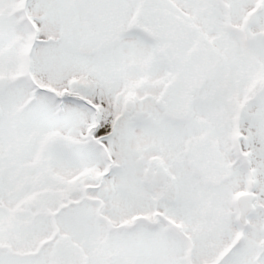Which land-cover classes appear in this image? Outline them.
<instances>
[{
  "label": "snow or ice",
  "instance_id": "obj_1",
  "mask_svg": "<svg viewBox=\"0 0 264 264\" xmlns=\"http://www.w3.org/2000/svg\"><path fill=\"white\" fill-rule=\"evenodd\" d=\"M0 264H264V0H0Z\"/></svg>",
  "mask_w": 264,
  "mask_h": 264
}]
</instances>
